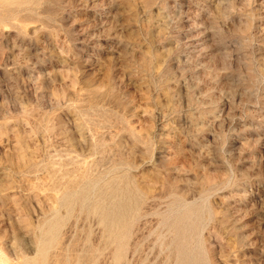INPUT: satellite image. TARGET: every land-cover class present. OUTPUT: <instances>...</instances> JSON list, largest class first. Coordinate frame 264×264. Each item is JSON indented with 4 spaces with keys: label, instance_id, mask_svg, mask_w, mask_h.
Segmentation results:
<instances>
[{
    "label": "rangeland",
    "instance_id": "374dc122",
    "mask_svg": "<svg viewBox=\"0 0 264 264\" xmlns=\"http://www.w3.org/2000/svg\"><path fill=\"white\" fill-rule=\"evenodd\" d=\"M0 264H264V0H0Z\"/></svg>",
    "mask_w": 264,
    "mask_h": 264
},
{
    "label": "bare ground",
    "instance_id": "6f19581e",
    "mask_svg": "<svg viewBox=\"0 0 264 264\" xmlns=\"http://www.w3.org/2000/svg\"><path fill=\"white\" fill-rule=\"evenodd\" d=\"M92 191V190H91ZM114 231V230H113ZM109 232V231H108Z\"/></svg>",
    "mask_w": 264,
    "mask_h": 264
}]
</instances>
